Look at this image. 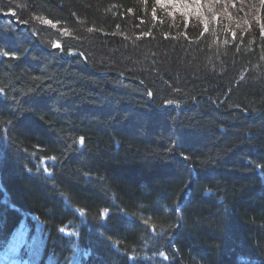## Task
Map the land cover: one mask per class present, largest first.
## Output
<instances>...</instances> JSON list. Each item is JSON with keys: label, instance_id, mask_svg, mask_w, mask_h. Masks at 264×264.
<instances>
[{"label": "trees", "instance_id": "trees-1", "mask_svg": "<svg viewBox=\"0 0 264 264\" xmlns=\"http://www.w3.org/2000/svg\"><path fill=\"white\" fill-rule=\"evenodd\" d=\"M10 11L44 48L0 19V253L25 219L32 264H264L259 30L225 41L155 0Z\"/></svg>", "mask_w": 264, "mask_h": 264}, {"label": "rangeland", "instance_id": "rangeland-1", "mask_svg": "<svg viewBox=\"0 0 264 264\" xmlns=\"http://www.w3.org/2000/svg\"><path fill=\"white\" fill-rule=\"evenodd\" d=\"M156 5L161 8L165 14L172 18H181L187 22H197L201 24L210 33L215 36L223 35L225 41H232L237 38H243L253 34L255 30H259L264 35V6L259 7L257 2H249L248 0H155ZM14 11L0 14H8ZM15 15V13H14ZM10 20V18H2ZM16 20V19H15ZM26 23V22H23ZM21 24V23H20ZM24 28L30 34L32 33L36 40V44H42L37 39V36ZM30 28V26H29ZM41 44V45H40ZM60 47L56 41L53 48ZM44 48V47H42ZM62 52V51H61ZM72 54V53H71ZM77 54V53H73ZM82 58V57H81ZM85 58V57H84ZM84 58H82L84 60ZM86 59V58H85ZM86 62V61H85ZM3 140V139H2ZM4 142V141H3ZM29 226L24 219L23 222L15 230L8 243L0 253L1 261L4 258L12 259L8 264H28L19 260H13L12 257L16 256L21 246L25 244L32 247L33 243L40 240L42 237V230L38 229V233H33L29 236ZM23 241V243L21 242ZM8 254V255H6ZM15 259V258H14ZM6 260H3V263ZM18 261V262H17ZM7 262V261H6Z\"/></svg>", "mask_w": 264, "mask_h": 264}, {"label": "water", "instance_id": "water-1", "mask_svg": "<svg viewBox=\"0 0 264 264\" xmlns=\"http://www.w3.org/2000/svg\"><path fill=\"white\" fill-rule=\"evenodd\" d=\"M10 18V19H12L13 20V22H15L16 24H18L20 27H24V26H26V29H29L30 30V28H29V24L28 23H22V24H19V23H17V21L15 20V15H14V13L13 12H11V13H8V14H0V19H2V18ZM31 35L33 36V34L31 33ZM41 45V44H40ZM41 47H43L42 45H41ZM57 48H59V47H55V48H53L52 50H56ZM76 53L80 56V57H82V58H84L85 56H84V54L82 53V52H80V51H76ZM61 56L62 57H65V55L61 52ZM0 57H1V53H0ZM84 61H86L87 62V60L84 58ZM149 94L150 95H152V92L149 90ZM177 104L175 103V102H170V103H165L164 104V107L161 109L162 111L163 110H165V109H167L168 107H170V106H176ZM180 107H183V106H180ZM6 255H8V254H6ZM7 258H4V260H6Z\"/></svg>", "mask_w": 264, "mask_h": 264}, {"label": "bare ground", "instance_id": "bare-ground-1", "mask_svg": "<svg viewBox=\"0 0 264 264\" xmlns=\"http://www.w3.org/2000/svg\"><path fill=\"white\" fill-rule=\"evenodd\" d=\"M249 2H257L258 4H259V7H261V6H264V0H248ZM60 48V47H59ZM58 49V48H57ZM62 51V50H61ZM73 52H76V51H72L71 53H73ZM62 53H63V51H62ZM170 103V102H169ZM18 262V261H17Z\"/></svg>", "mask_w": 264, "mask_h": 264}, {"label": "snow or ice", "instance_id": "snow-or-ice-1", "mask_svg": "<svg viewBox=\"0 0 264 264\" xmlns=\"http://www.w3.org/2000/svg\"><path fill=\"white\" fill-rule=\"evenodd\" d=\"M4 55H11V54H9V53H7V52H4L3 53ZM82 139V138H81ZM22 243H23V241H21Z\"/></svg>", "mask_w": 264, "mask_h": 264}]
</instances>
